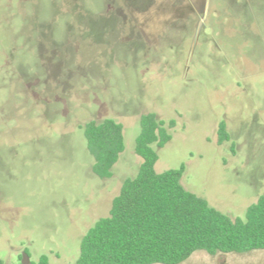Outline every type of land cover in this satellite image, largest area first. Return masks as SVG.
<instances>
[{"label":"rangeland","instance_id":"1","mask_svg":"<svg viewBox=\"0 0 264 264\" xmlns=\"http://www.w3.org/2000/svg\"><path fill=\"white\" fill-rule=\"evenodd\" d=\"M148 113L175 122L155 172L183 165L185 190L244 218L264 193V0H0V262L75 264L137 175ZM105 119L124 151L100 179L84 125ZM182 264H264V250Z\"/></svg>","mask_w":264,"mask_h":264},{"label":"trees","instance_id":"2","mask_svg":"<svg viewBox=\"0 0 264 264\" xmlns=\"http://www.w3.org/2000/svg\"><path fill=\"white\" fill-rule=\"evenodd\" d=\"M165 124L148 113L139 120L135 153L142 162L134 178L124 180L108 216L99 219L81 238L75 264H182L195 252L210 256L264 250V193L244 218L232 219L180 183L184 166L162 173L154 170L162 148L171 139ZM84 137L93 158L92 172L110 178L124 151L122 126L112 119L90 121ZM230 140L222 122L218 142ZM36 264H48L45 255Z\"/></svg>","mask_w":264,"mask_h":264},{"label":"flooded vegetation","instance_id":"3","mask_svg":"<svg viewBox=\"0 0 264 264\" xmlns=\"http://www.w3.org/2000/svg\"><path fill=\"white\" fill-rule=\"evenodd\" d=\"M0 264H4L3 262H0ZM18 264H32L29 260L28 257L23 255L19 257V263Z\"/></svg>","mask_w":264,"mask_h":264}]
</instances>
